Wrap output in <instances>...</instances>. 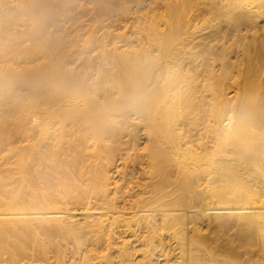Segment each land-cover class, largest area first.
Masks as SVG:
<instances>
[{
    "label": "bare ground",
    "instance_id": "1",
    "mask_svg": "<svg viewBox=\"0 0 264 264\" xmlns=\"http://www.w3.org/2000/svg\"><path fill=\"white\" fill-rule=\"evenodd\" d=\"M161 1L138 46L110 48L81 40L74 10L115 14L125 0H0V207L37 210L0 212L15 216L0 217V264L27 248L54 249L57 264H159L170 248V264H264V0ZM140 124L131 211L111 197L79 207L106 192L91 190L101 162ZM77 208L102 212L77 229ZM234 228L254 256L224 242Z\"/></svg>",
    "mask_w": 264,
    "mask_h": 264
},
{
    "label": "rangeland",
    "instance_id": "2",
    "mask_svg": "<svg viewBox=\"0 0 264 264\" xmlns=\"http://www.w3.org/2000/svg\"><path fill=\"white\" fill-rule=\"evenodd\" d=\"M125 1H126L125 11L128 14H124V15L121 12H125V11H121L119 13L117 12L115 14L109 13V15H108V13L103 12V11H101V12H94L93 11L91 13V10L90 11L88 10L89 9V3L87 4L86 2H85V9H86L85 13L83 12L84 9L82 7H79L77 10L75 9L74 11H77L79 16L81 15V20H80L81 22H79V23H81L82 25L80 27L78 25V29H79L78 33L80 35L81 40L84 41L85 39H87L89 37V35L91 33H94L95 35L100 36L101 38L105 37V42H107L109 44L108 47H110V48H112L113 47L112 45H115V44L118 46L119 45L124 46L126 44L129 46L131 45L132 47L138 46L139 41H137V40H139L138 36L140 35V33L138 31L139 21L142 20V18L146 19L148 17V15H151L154 12H156V13L160 12V8L162 7L163 2L161 0H157V1L156 0H125ZM159 2L160 3L162 2V4H160ZM156 4H158V5L156 6ZM159 5H160V7H159ZM154 7H155V9H153ZM161 11H162V8H161ZM94 13H96V15H94ZM99 14H100V16H99ZM116 14H117V16H116ZM93 15H94V18H93ZM65 26H69L68 23H66ZM66 30H67L66 33L70 34V27L66 28ZM133 31H134V33L138 32V34L136 33L137 37L135 34H132ZM114 33H119V34H121V36L122 35L123 36L118 37ZM125 35H126V37H124ZM127 36H129V37L127 38ZM135 37L138 39L136 40ZM113 41H115V43ZM95 51H97V50H95ZM80 63H81V61L79 63L73 61V62H71L70 66H75V67L80 68L81 67ZM141 127H142V125L140 124L137 126V129H135L136 132L134 134L136 137L134 140H128V137H125V138H123L122 142L113 144L114 146H118V147L114 151L115 157L112 161L104 158L103 161L101 162L100 171H99V173L96 174V179L93 181L91 190L92 189L95 190L98 187V188H102L103 190L105 189L106 192L103 195H101V194L97 195L94 193H89L87 195V198H85V200H84L85 203L79 205V207H85L86 205H91V206L94 205L95 206V205H100V203H103L102 206L107 207L108 204L106 202L111 197L114 202L116 201L115 202L116 203L115 204L116 210L131 211V210H129L130 209L129 207H130V203H131V199H132L131 195L133 194L132 191L136 192L138 189H137V186L135 185V182L132 183L130 181V178H131L132 172L133 171H139L140 170L139 167L142 166L140 164L141 157L139 156V153L143 151V149L146 145V138H145L146 132ZM207 134H209V132H207ZM207 134H202L201 136L203 138L200 141L206 142L208 140ZM14 141H16V143H14V145L15 144L18 145V144H20L21 140L19 137L14 136L13 142ZM121 152H124V153L129 152L130 155L120 154ZM1 155L2 154H0V157H1ZM121 157H124V158H121ZM2 160L0 159V161H2ZM14 171H16V170H14ZM132 179H133V181L136 180L134 177H132ZM95 196H97V198H99V199H97ZM7 201H9V200H7ZM70 206H72V205H70ZM126 207H128V208H126ZM27 211L36 212L37 210L36 209H32V210H19L18 209V210H16V209H4V208L0 207V212H2V213L27 212ZM69 211L71 213H68V216H67L68 221L71 224H73L74 226H76L77 229H82V228L84 229L86 227V225H87L86 223L91 220L90 218H88V216L91 213H95V215H97L96 214L97 212H102L99 210L93 211L91 209V210L85 211L86 213H84L83 211H81V209H78V208L74 209V210H69ZM103 211H109V210L107 208H104ZM109 215H111V214H109ZM25 216L33 217L36 215H24V217ZM70 216H72V217H70ZM0 217H10L11 218V217H15V216L2 215ZM20 217H23V216H20ZM85 229L88 230L87 227ZM224 232L223 231L220 232V233H223L222 236H224V237L227 235V238H226V240H224V242L225 241L228 242L229 240L231 241L233 239L232 240L233 245L237 247V250L239 253L242 252L240 254H244V256H245L248 253L249 255L248 256L246 255L247 257H250V255L254 256L253 254L255 252L254 251L255 249L253 250L252 247H248L247 248L248 250H247L239 244L240 242H239V239L237 238L235 228L226 231L225 232L226 235H224L225 234ZM108 233L114 234V232H111V231H108ZM230 233H232V235ZM115 234H117V232ZM216 234H218V233L216 232ZM216 234H214V235L216 236ZM125 235L127 236L128 233L124 232L122 234H119V232H118V236L114 235V237L116 236L118 238V240H123V237ZM55 237H56V241H58V240L62 241L61 243L63 245L65 243V245H64L65 247L67 246V248H69V249L72 248L73 244L71 242L66 241V240L64 241L61 238V234H56ZM106 237H108V236H105V240H106ZM93 238H95V233L88 234L87 235V244L89 242H91ZM228 238H229V240H228ZM130 239H131V241H134L135 237L133 236ZM221 240H223V239H221ZM221 240H219V241H221ZM105 243L106 242H103L104 245H102L99 248V250H97L99 252L98 255L99 254H102V255L107 254L109 252L108 250H103ZM230 243L231 242H229V245H230ZM134 244L139 245V247H140L137 254L140 255L141 253L144 252V249L146 247H145V245H142V242L137 241ZM169 245H171V242H169ZM51 249L52 248H50V250L48 251L47 256H45V257L39 256L38 257V256L32 255L33 250L31 248H29V249L27 248L25 254L21 255V257L18 256L17 260L19 259L18 260L19 264H22V263H24V264H26V263H28V264H57L56 254H58V253H55L54 249H52V250ZM146 249H148V248H146ZM51 251H52V253H51ZM157 251L158 250L156 249V253H157ZM244 252H247V253H244ZM54 255H55V257H53ZM176 255H177V253L176 252L174 253V250H172V248H170V251L166 255H162L160 257L155 256L154 259H158L159 264H170L174 261ZM6 256L5 257L8 258V255H6ZM96 260H98V259H96ZM18 261H17V263H18ZM149 263L155 264V262L153 263V262H149L147 260V264H149Z\"/></svg>",
    "mask_w": 264,
    "mask_h": 264
}]
</instances>
